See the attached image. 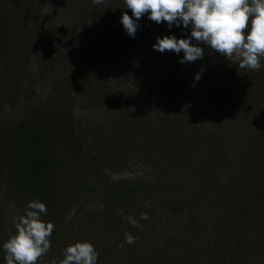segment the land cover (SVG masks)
<instances>
[{
	"label": "trees",
	"instance_id": "trees-1",
	"mask_svg": "<svg viewBox=\"0 0 264 264\" xmlns=\"http://www.w3.org/2000/svg\"><path fill=\"white\" fill-rule=\"evenodd\" d=\"M54 3L82 15L83 28L74 46L47 67L55 75L50 95L20 106L32 82L23 60L35 46L50 52L52 33L43 17L53 18ZM77 3L0 0V193L4 207L13 202L17 218L33 199L46 204L42 219L55 227L41 263L59 264L66 246L89 241L97 264H262L264 58L259 71L235 61L209 67L223 55L201 45L203 58L181 64L183 51L161 53L153 44L165 35L189 37L191 25L169 28L144 21L145 14L132 37L120 19L124 12L132 16L125 0ZM114 62H122L125 77L157 85L146 93L120 91L111 83ZM79 95L96 112L94 122L75 114ZM3 103L11 113H3ZM133 153L153 167L151 180L140 175L96 195L95 170L112 174ZM141 213L148 216L142 227L125 219L139 220ZM16 219L5 223L0 215V227L14 234ZM126 230L138 238L134 244L125 242ZM6 236H0V264Z\"/></svg>",
	"mask_w": 264,
	"mask_h": 264
},
{
	"label": "clouds",
	"instance_id": "clouds-1",
	"mask_svg": "<svg viewBox=\"0 0 264 264\" xmlns=\"http://www.w3.org/2000/svg\"><path fill=\"white\" fill-rule=\"evenodd\" d=\"M103 0H93L100 4ZM132 16L124 12L121 23L127 34L134 37L138 21L145 15L156 23L166 22L184 28L191 25L187 38L175 35L157 37L155 50H165L184 56L179 63L195 62L203 58L204 47L223 55L230 62H237L239 68L259 71L264 58V0H125ZM135 17V19H133ZM195 40L196 43H192ZM149 202H145V207ZM122 211V210H121ZM47 207L39 199L29 201L24 214L15 221L16 232L3 243L5 264H37L51 248L50 236L54 230L52 222H45L43 215ZM134 227H142L140 220H147V213H141L139 220L125 217ZM125 242L134 244L137 237L124 232ZM121 247L123 245H120ZM59 264H97L99 253L89 241H76L62 251ZM53 264H56L53 261Z\"/></svg>",
	"mask_w": 264,
	"mask_h": 264
},
{
	"label": "rangeland",
	"instance_id": "rangeland-1",
	"mask_svg": "<svg viewBox=\"0 0 264 264\" xmlns=\"http://www.w3.org/2000/svg\"><path fill=\"white\" fill-rule=\"evenodd\" d=\"M80 0H73V5L77 6V2ZM41 7L44 6V9L42 7V12H46V10L49 8V4H43L40 5ZM53 8L52 11V16L53 18L43 17V21L45 22L46 26H48L51 30V41L52 43L47 41V46L48 51L50 52H45L43 51L41 53V48L38 46H35L34 49L32 50V57L30 59H24L23 60V65L30 67L31 74H32V82L29 83L27 82L25 84L26 90L23 92L22 96L18 99L19 105L22 106V103L26 104H33L34 102L40 100V98H46V94L49 96L50 95V90L49 87L51 85V82L54 81L55 75L54 71L47 70L48 65H50L51 61H54V57H57V54H62V52L72 48L70 46H74L76 38L80 37L81 29L83 26L80 23L81 18H83L82 15L78 13L71 12L69 9L66 10L63 8L61 4H56L54 3L53 6H50ZM68 6L65 5V8ZM50 11V9H49ZM80 17V18H79ZM32 22L31 20H29ZM141 21V20H140ZM138 21V22H140ZM144 21L151 22L149 18L145 19ZM55 22L56 27L49 26L50 23ZM140 25L141 22H140ZM40 38V35L38 34V39ZM44 39L46 40L45 36ZM52 44V45H51ZM108 46H110L108 44ZM44 53V54H43ZM43 54V55H42ZM42 55V56H41ZM42 59L41 63H38V59ZM228 61L224 56L220 55H215L213 58H211L210 63H208L209 67L221 65L220 63ZM119 64V67L115 66V62L111 64V69L112 72H115V78H112L111 83L117 87L120 91H129L130 89L139 92L140 89L142 91H146L147 88H153L157 84H152L151 86L148 85V81L146 82H139L136 81L133 78H128L125 77L124 71L120 69V63L122 62H117ZM42 66L41 68H38L40 65ZM207 68V67H206ZM148 68L145 69V71ZM205 69V68H204ZM90 70V68H89ZM154 71L153 69H149L148 72ZM193 71V70H191ZM144 72V71H143ZM109 74H112L111 72H108ZM31 74H25V77L30 78ZM90 71H89V76H90ZM199 75V72H197V75ZM63 77V73H62ZM61 78V76H60ZM31 79V78H30ZM196 79V78H195ZM136 85V87H135ZM161 84L160 86H157L158 91H162L164 88L161 89ZM135 87V88H134ZM134 91H131L129 96L134 93ZM144 91V92H145ZM146 93V92H145ZM1 95V91H0ZM126 97H121V99H124ZM133 98V97H132ZM126 100H123L125 102ZM75 114L80 115V119L85 120L88 118L92 122L95 121V114L96 112H93L92 109L93 107L86 106L88 103L87 101H83L82 97H79L75 99ZM145 101H143V106L145 108ZM3 113L6 114L7 112L11 113V110L9 106L6 103H3ZM147 107L145 108V110ZM83 110V111H82ZM226 115V114H225ZM222 116V122L226 119L227 115ZM6 116V115H5ZM5 118V117H4ZM2 120V117L0 116V121ZM88 135L90 136V130L88 129ZM135 153V152H134ZM133 153V154H134ZM132 154V156H133ZM135 154L133 156V160L130 161L126 166H123L121 169L116 170L111 174L110 171L105 170L101 171L99 169L95 170V176L96 180L98 183V190L96 195L101 194L103 192H107L110 190H117L121 186L130 183L131 181L134 180V178H137L138 176H142L146 178V180L150 181L151 180V172H153V167L146 166L144 163H139L135 158ZM231 178H233V175H231ZM229 181H225V183H228ZM233 182L231 179L230 183ZM2 193H0V215L5 223L9 222L12 223L16 218H17V213L14 208V204L12 201L7 202L6 207H4V202L1 199ZM93 206L94 202H90L88 205ZM7 235V240L13 235L11 231L9 230L8 225H4L0 227V236L3 237ZM4 241H7L5 237L3 238ZM183 252V251H182ZM262 264H264V257L260 258L259 260ZM43 262V257L40 258L37 261V264H42Z\"/></svg>",
	"mask_w": 264,
	"mask_h": 264
}]
</instances>
